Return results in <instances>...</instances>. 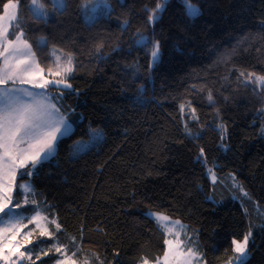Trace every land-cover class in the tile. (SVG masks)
I'll return each instance as SVG.
<instances>
[{
    "label": "trees",
    "instance_id": "1",
    "mask_svg": "<svg viewBox=\"0 0 264 264\" xmlns=\"http://www.w3.org/2000/svg\"><path fill=\"white\" fill-rule=\"evenodd\" d=\"M5 2L0 0V14ZM29 2L21 0L19 15L40 67L45 72L55 67L46 58L53 46L76 56L68 81L73 90L60 101L74 131L31 178L37 197L52 206L49 211L63 226L61 242L75 236L82 243L73 259L83 262L95 253L99 260L93 257L88 264L156 261L164 255L165 237L144 215L152 210L185 222L197 234L206 264L228 262L235 254L233 238L242 240L253 229L248 264H264V228L250 224L239 202L222 184L213 186L206 173L215 164L220 178L234 174L252 201L264 206V91L238 79L240 72L264 76V0H188L200 9L195 19L185 15L180 0H169L154 25L146 23L145 8H155L158 0H124L123 6L111 0V16L92 27L81 17L82 0H67V9L47 24L30 18ZM125 20L128 28L122 32ZM137 30L160 43V61L151 71V45L129 52ZM40 36L47 37V48L36 47ZM101 42L108 58L98 63L92 53ZM117 44L121 51L111 52ZM225 50L233 53L230 61L213 66ZM130 64L137 66L134 82ZM193 84L204 85V91H190ZM139 85L143 105L135 102ZM208 89L214 94L211 106ZM188 101L199 119L189 121V128L201 133L199 139L184 132L188 118H182L180 105ZM88 125L103 129V142L71 157L70 146L88 136ZM201 148L206 166L197 162ZM57 258H45L44 264Z\"/></svg>",
    "mask_w": 264,
    "mask_h": 264
},
{
    "label": "snow or ice",
    "instance_id": "2",
    "mask_svg": "<svg viewBox=\"0 0 264 264\" xmlns=\"http://www.w3.org/2000/svg\"><path fill=\"white\" fill-rule=\"evenodd\" d=\"M117 2L121 6L124 4V0ZM20 3L21 0H7L2 5L3 14H0V261L3 264H44L45 258L59 257L56 264H77L73 258L78 257L83 251L82 243L78 242L75 236L66 237L67 244L61 242L59 237L64 231L62 224L48 211L51 205H42L34 198L36 193L31 185V178L37 174L39 167L55 157L60 140L70 136L74 131L72 123L68 120L69 113L62 111L60 101L66 92L73 90L72 84L68 81L76 70V56L53 46L46 58L53 62L55 70L49 67L45 72L40 67L36 53L33 52L32 44L25 38L23 20L19 15ZM168 3L169 0H158L155 8L151 10L145 8V11L150 12L146 23L154 25ZM180 3L184 6L188 18L195 19L201 14L200 9L188 0H180ZM47 5L45 0H30L27 4L30 18L37 23L47 24L53 16L62 14L67 9V0H47ZM112 11L111 0H82L80 7L81 17L87 27L94 26L101 19L107 20ZM5 20L10 26H5ZM17 28H20L19 32H16ZM127 28L128 21L125 20L120 24V29L124 32ZM12 36L14 39H10ZM246 39L247 37L244 38ZM243 42L242 40L239 43ZM35 43L39 49L48 47L45 36L37 38ZM239 43L235 47H238ZM149 45L151 52L148 68L151 71L160 61L159 41H153L148 35L137 30L131 39L129 52L133 48L147 49ZM103 47V42L97 44L92 53L98 63L108 58V54L103 52ZM118 51H121L119 44L111 48L113 53ZM232 54L225 50L214 61L213 66L227 64ZM127 71L132 73L131 79L134 82L138 78L137 66L130 64ZM240 77L243 79L238 78L239 82L244 86L255 84L264 91V76L240 72ZM204 88V85L197 87L193 84L190 91L199 93L203 92ZM52 89H55V92ZM143 94L144 86L139 85L136 89L135 102L141 105L146 103ZM206 99L209 106L215 103L211 89H208ZM190 105L191 101H188L187 105H180L182 118L185 116L188 118L184 121V132L190 139H199L201 133L193 132L189 128V121L199 122L196 110L194 108L189 110ZM261 133L264 134V127L261 128ZM87 135V140H77L70 146L72 157L87 154L104 140V133L98 128H89ZM223 138L222 135V141ZM202 157H205L203 148L200 149L197 162L206 166L207 159L206 157L201 159ZM216 167L213 164L207 168L213 186L225 182L216 175ZM25 176L28 180L19 183L18 181ZM228 178L232 179L234 189L241 188L235 182L234 176L229 174ZM20 195L23 196L22 201L18 199ZM243 195L248 194L244 192ZM245 211L247 213V210ZM29 212L33 214L29 215ZM144 215L156 222L157 230L165 237L163 260L157 257L155 264H199L203 261V253L198 251L181 221L172 220L168 215L152 210L145 212ZM24 221H27V224ZM29 226H32V231L28 230ZM261 227L264 228V224ZM36 230H39V236L33 240L31 237ZM169 236L173 238L169 239ZM251 238V229L242 240L233 238L232 251L236 255L229 258L228 264H248V245ZM46 243L51 247L35 251L37 247ZM190 244L193 246L189 247ZM70 248L74 249L71 256L68 255ZM93 257L99 260L93 253L84 257L83 264H88ZM141 259L143 264H149L146 257Z\"/></svg>",
    "mask_w": 264,
    "mask_h": 264
},
{
    "label": "rangeland",
    "instance_id": "3",
    "mask_svg": "<svg viewBox=\"0 0 264 264\" xmlns=\"http://www.w3.org/2000/svg\"><path fill=\"white\" fill-rule=\"evenodd\" d=\"M192 5H194V4H192ZM194 6H196V5H194ZM196 7H198V6H196ZM5 26H10V24H9V22L7 21V20H5ZM16 32H19V28H17L16 29ZM10 39H14V36H12V37H10ZM57 54H59V53H57ZM62 63H64V62H62ZM53 69L55 70V67H53ZM47 78H49V79H51V77H47ZM73 126V125H72ZM264 127V126H263ZM89 128H93V129H96V128H98V129H101L102 131H103V129L101 128V127H92V126H90V125H88V127H87V133H88V130H89ZM73 129H74V126H73ZM103 133H104V131H103ZM105 136V135H104ZM88 139V136L86 137V138H79V139H77V140H87ZM77 140H75V141H77ZM74 141V142H75ZM73 142V143H74ZM72 143V144H73ZM99 145V144H98ZM97 145V146H98ZM97 146H95V147H97ZM70 151H71V148H70ZM70 154V153H69ZM71 156V155H70ZM72 157V156H71ZM207 168H209V166L207 167ZM206 168V169H207ZM207 173V172H206ZM208 175V174H207ZM232 176H234L235 177V175L234 174H231ZM208 177H209V179H210V181L212 182V180H211V177L208 175ZM219 177V176H218ZM229 176H227V177H224V178H221V179H224V183H220V184H222L230 193H231V197H232V199L233 200H237L238 202H239V204H240V206H241V208H242V211L244 212V214L246 215V217H247V219H248V221L250 222V224H252V225H254V226H256L257 224H259V225H262L263 223H264V206H262V205H260V204H258V203H254L252 200V198H251V196H250V194L243 188V186L241 185V183L237 180V178L235 177V182L236 183H238L240 186H241V188H233L232 187V185H233V181H232V179H230V178H228ZM26 180H28V178L27 179H23V180H20V181H18L19 183H23L24 181H26ZM217 184H219V183H216L215 185H217ZM31 185H32V181H31ZM32 187H33V185H32ZM33 189H34V187H33ZM241 189L243 190V191H241ZM35 191V190H34ZM244 192H246L248 195L247 196H244L243 195V193ZM37 201H40L39 200V198L37 197V195H35V197H34ZM18 199L19 200H23V196L22 195H20L19 197H18ZM41 202V201H40ZM42 203V202H41ZM42 205H44L43 203H42ZM245 210H247V213H246V211ZM49 211V210H48ZM50 212V211H49ZM154 212H159V211H154ZM51 213V212H50ZM161 213H163V212H161ZM29 215H32L33 213H31V212H29L28 213ZM47 213H42V215H46ZM165 214V213H164ZM167 215V214H166ZM52 217H54L53 215H52ZM52 217H50V218H52ZM170 217V216H169ZM55 218V217H54ZM172 218V217H171ZM172 220H179V219H175V218H172ZM179 221H181V220H179ZM24 223L25 224H27V221H24ZM156 223V222H155ZM181 223L183 224V225H185L186 226V231H187V233H188V236L191 238V240L193 241V242H195V246H196V243H197V234H195L194 232H190L189 231V228H188V225L185 223V222H183V221H181ZM53 228H54V226H52ZM29 231H32V226H29V229H28ZM252 230V238H253V229H251ZM39 236V230H36V231H34L33 232V235H32V239L33 240H35L36 239V237H38ZM169 239H172L173 237H171V236H169L168 237ZM252 238H251V240H252ZM23 242V241H22ZM193 245L192 244H190L189 245V247H192ZM248 251H249V249H248ZM69 255V254H68ZM235 255L236 254H234V256L233 257H235ZM70 256V255H69ZM161 258V260H163V256L162 257H160ZM149 261V260H148ZM56 264V263H55ZM77 264H83V262H79V261H77ZM140 264H143V262H141ZM149 264H155V261H149ZM199 264H206L205 263V261H204V259H203V261H200L199 262ZM224 264H228V262H226V263H224Z\"/></svg>",
    "mask_w": 264,
    "mask_h": 264
},
{
    "label": "built area",
    "instance_id": "4",
    "mask_svg": "<svg viewBox=\"0 0 264 264\" xmlns=\"http://www.w3.org/2000/svg\"><path fill=\"white\" fill-rule=\"evenodd\" d=\"M0 264H3V262H2V261H0Z\"/></svg>",
    "mask_w": 264,
    "mask_h": 264
}]
</instances>
